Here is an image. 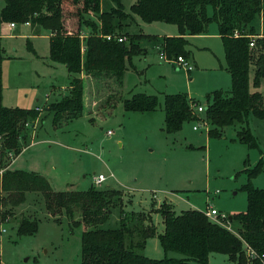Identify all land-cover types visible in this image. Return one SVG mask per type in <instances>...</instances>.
<instances>
[{
  "label": "rangeland",
  "instance_id": "obj_1",
  "mask_svg": "<svg viewBox=\"0 0 264 264\" xmlns=\"http://www.w3.org/2000/svg\"><path fill=\"white\" fill-rule=\"evenodd\" d=\"M132 2L123 0L126 11ZM2 4L0 0V8ZM208 13L212 14L210 7ZM29 26H10L9 22L0 25L6 56L2 62V104L26 109L41 107L33 126H27L26 147L16 161L7 166L10 170L32 172L38 168L54 177L57 181L54 189L60 191H84L91 187L119 189L126 202V211H149L163 202L171 205L176 214L211 207L218 212L215 217L225 223V217L246 210L247 193L242 188L247 182L244 169L253 167L264 156V119L248 116V127L258 148H249L237 140V130L233 126L225 127L221 136H210L206 125L193 129L196 122H185L174 134L163 131L166 94H187L205 107L207 94L231 88V78L225 69L224 46L215 22L209 24L206 33L188 37L187 49L191 54L187 59L193 66L190 73L159 59V49L149 40L142 41L145 48L142 53L126 62L119 88L121 97L128 98L136 93L154 95L158 101L155 110L126 111L123 99L117 100L118 94L109 99L115 104L106 108L102 98L108 89L115 88L112 81L99 79L97 88L94 79L84 76L83 114L57 128L52 125L51 114L42 109L68 95L69 74L61 63L49 62L46 32L35 34ZM127 31L159 37L171 32L176 35L168 36L179 34L176 24L144 22L137 16ZM256 33L264 35V19L257 22ZM28 40L34 52L28 49ZM253 79L254 66L250 65V90L264 94V78L256 88ZM99 107L101 111L93 113ZM108 131L111 133L107 134ZM2 173L0 169V189ZM98 174L106 178L96 186L93 178ZM251 184L264 189V170L251 180ZM0 193L4 194L1 190ZM11 210L13 216L0 222L1 264H80L83 226L69 225L65 216H57L58 222L53 220L39 193H27L25 202ZM78 216L79 212L75 214L76 218ZM23 217L37 218L35 233L17 234V224ZM152 219L156 232L147 238L142 254L153 259L183 256L163 250L158 239L163 227L161 216L155 211ZM117 222L118 211L113 210L105 226L115 227ZM208 262L235 264L221 253H211Z\"/></svg>",
  "mask_w": 264,
  "mask_h": 264
},
{
  "label": "trees",
  "instance_id": "obj_2",
  "mask_svg": "<svg viewBox=\"0 0 264 264\" xmlns=\"http://www.w3.org/2000/svg\"><path fill=\"white\" fill-rule=\"evenodd\" d=\"M1 1L0 23H28L35 34L47 31L49 61L65 65L68 71V95L42 109L51 114L55 128L84 112L82 72L90 80L94 79L96 86L100 84L99 79L112 81L115 88L108 89L102 98V105L111 108L115 103L109 99L114 98V94H118L117 100L122 98L119 88L126 62L145 50L143 40L153 42L169 58L177 55L188 58L191 54L187 49L188 37L206 33L209 24L215 22L224 46L225 69L231 78V88L207 94L202 115L195 111L197 101L187 94H166L163 131L174 134L185 122H202L209 126L210 136H221L225 127L233 126L237 140L249 148H258L248 127V116L264 119V94L250 90L249 68L254 66L253 86L256 88L264 78V35L256 33L257 22L264 19V0H133L129 11L125 10L123 0ZM134 16L144 22L176 24L179 34L159 37L129 33L127 27ZM82 33L85 37L81 38ZM106 34L125 36L126 41L106 40L102 37ZM252 41L253 46H250ZM26 44L34 52L29 40ZM5 58L0 37V169H4L0 222L13 216L11 209L25 202L27 193H39L53 220L58 222L60 215L73 227L83 226L80 264H210L211 253L225 254L235 264H264V189L251 184L264 170V156L253 167L244 169L247 182L242 188L247 193L246 210L231 215L230 219L225 217V223L197 209L176 214L166 202L149 211H126L119 189L91 187L84 191H57L46 178L34 172L7 169L9 162L26 145L27 126H33L39 111L2 104ZM93 104L95 106L96 101ZM122 104L126 111L144 112L155 110L158 101L154 95L136 93L124 98ZM101 108L94 109L93 113L98 114ZM113 210L118 211V222L115 227L105 226ZM155 211L160 214L163 225L158 233L161 247L165 252L174 251L183 256L153 259L142 254L147 238L156 232L152 219ZM77 212L79 218L75 217ZM37 226V218L23 217L17 224V234H33Z\"/></svg>",
  "mask_w": 264,
  "mask_h": 264
},
{
  "label": "built area",
  "instance_id": "obj_3",
  "mask_svg": "<svg viewBox=\"0 0 264 264\" xmlns=\"http://www.w3.org/2000/svg\"><path fill=\"white\" fill-rule=\"evenodd\" d=\"M11 26L14 25V23H10ZM80 37H85V34L82 33V35H80ZM103 38H105L106 40H114L117 42H124L126 41V37L122 36V35H118V34H106V35H102ZM250 46H253V41L249 43ZM158 51H159V59L167 61L169 63H172L173 65L176 66L177 69H183L186 72H192L193 71V66L189 63L188 59L185 58L182 55H177L176 57L173 58H169L166 56V54L164 53V51L158 47ZM195 111L197 113H202L204 111V106L202 105H196L195 107ZM36 111H41V107L37 106L35 108ZM202 125H206L205 123L199 122L198 124L195 123V125L193 126V129L197 130L199 129L200 126ZM207 126V125H206ZM111 131H108L107 134H110ZM105 176L103 174H98L97 176H94L93 178V184L96 186H99L104 180H105ZM205 214L208 217H214L218 214L217 210H215L214 208L209 207L208 210H204ZM2 231H4V229H2Z\"/></svg>",
  "mask_w": 264,
  "mask_h": 264
},
{
  "label": "crops",
  "instance_id": "obj_4",
  "mask_svg": "<svg viewBox=\"0 0 264 264\" xmlns=\"http://www.w3.org/2000/svg\"><path fill=\"white\" fill-rule=\"evenodd\" d=\"M2 24V23H1ZM0 24V25H1ZM10 24V23H9ZM24 25H26V26H28V25H30V24H28V23H24ZM11 26V25H10ZM29 28H30V26H29ZM30 30H31V28H30ZM42 31V30H41ZM32 32V31H31ZM44 32H46V35H47V37L49 36V33L47 32V31H44ZM168 35H176V32L174 33V32H171L170 34H168ZM168 35H166V36H168ZM154 47L155 48H157L158 49V47L157 46H155L154 45ZM50 62V61H49ZM51 64H56V63H53V62H50ZM63 65V64H62ZM65 66V65H64ZM66 68V67H65ZM67 70V69H66ZM68 72V71H67ZM190 73V72H189ZM85 74L82 72L81 73V77H82V79H84L85 77ZM47 105V104H46ZM27 144V143H26ZM26 147V145L22 148V150L21 151H23V149ZM19 155H20V153L16 156V157H14L13 159H12V163H14L15 161H16V159L19 157ZM9 166V165H8ZM8 169L10 168L11 169V167H7ZM4 170V169H3ZM13 170V169H12ZM14 170H19V169H14ZM32 172H38V173H42V174H44V178H46L47 180H48V182L50 183V185H51V187L54 189V186L56 185V183H57V181H55V179H54V177H51V176H49V174L47 173V172H42V171H40V170H38V168H35V170H31ZM34 172V173H35ZM55 190V189H54ZM57 191H60V190H57Z\"/></svg>",
  "mask_w": 264,
  "mask_h": 264
},
{
  "label": "water",
  "instance_id": "obj_5",
  "mask_svg": "<svg viewBox=\"0 0 264 264\" xmlns=\"http://www.w3.org/2000/svg\"><path fill=\"white\" fill-rule=\"evenodd\" d=\"M231 218V216H229V219Z\"/></svg>",
  "mask_w": 264,
  "mask_h": 264
}]
</instances>
